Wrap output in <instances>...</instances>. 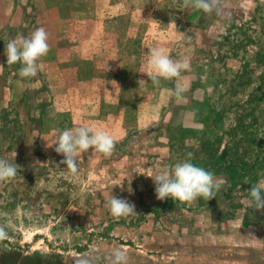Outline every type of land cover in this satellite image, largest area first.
<instances>
[{
	"label": "rangeland",
	"instance_id": "1",
	"mask_svg": "<svg viewBox=\"0 0 264 264\" xmlns=\"http://www.w3.org/2000/svg\"><path fill=\"white\" fill-rule=\"evenodd\" d=\"M220 7L0 0V158L19 166L0 182V264H110L114 249L127 264H264V210L247 193L264 178V0ZM39 27L50 51L22 78L5 44ZM153 47L190 60L184 99L167 94L175 80L157 88L144 74ZM76 126L116 145L80 153L73 175L52 143ZM188 153L226 183L208 201L158 200L149 176ZM110 192L136 213L111 215Z\"/></svg>",
	"mask_w": 264,
	"mask_h": 264
},
{
	"label": "clouds",
	"instance_id": "2",
	"mask_svg": "<svg viewBox=\"0 0 264 264\" xmlns=\"http://www.w3.org/2000/svg\"><path fill=\"white\" fill-rule=\"evenodd\" d=\"M221 0H181V7L193 8L206 14L216 13L224 15L220 7ZM48 33L43 27L36 28L29 35L17 33L8 39L5 44L6 63L21 65L19 75L22 78H32L38 74V61L47 56L50 51ZM145 73L154 87L159 88L161 81H173V88L167 89L169 97L176 100L184 99L189 90V84L182 81V74L191 71V63L187 58L173 59L163 47H153L147 53ZM0 65V68H3ZM140 82H144L141 80ZM193 118L195 112H193ZM54 151L63 156L61 164L73 175L77 174V157L80 153L94 149L110 156L115 150L116 141L107 131L96 127L76 126L58 131ZM51 145V146H52ZM193 154L173 164L166 165L154 176H149L155 186V195L158 200L171 198L181 202L192 203L203 198L208 201L215 198L226 181L218 178L212 171L206 170L192 162ZM19 166L13 160L10 162L0 158V182L17 176ZM248 203L255 210H264V178L251 183L247 189ZM107 207L114 217H123L134 214L135 205L127 199L112 195L107 197ZM8 233L0 225V240L5 239ZM110 264H127V255L120 249H114L108 257Z\"/></svg>",
	"mask_w": 264,
	"mask_h": 264
}]
</instances>
